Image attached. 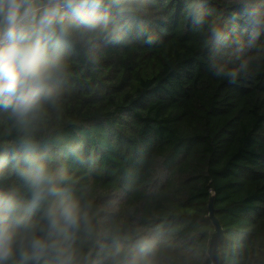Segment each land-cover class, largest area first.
<instances>
[{
  "label": "trees",
  "instance_id": "trees-1",
  "mask_svg": "<svg viewBox=\"0 0 264 264\" xmlns=\"http://www.w3.org/2000/svg\"><path fill=\"white\" fill-rule=\"evenodd\" d=\"M248 33L238 0H118L66 43L55 104L24 126L0 110V194L30 203V144L88 212L66 242L80 264H213L211 200L222 264H264V35ZM245 60L236 83L214 74Z\"/></svg>",
  "mask_w": 264,
  "mask_h": 264
},
{
  "label": "clouds",
  "instance_id": "clouds-1",
  "mask_svg": "<svg viewBox=\"0 0 264 264\" xmlns=\"http://www.w3.org/2000/svg\"><path fill=\"white\" fill-rule=\"evenodd\" d=\"M117 3L0 0V110L24 126L40 117L45 105L55 104L65 72L61 54L66 43L76 31L106 30ZM238 5L249 29L247 47L257 48L264 35V0H238ZM196 23H201L198 17ZM210 31L217 40L224 36L217 26ZM213 67L216 76L226 75L230 83H236L248 61L227 70L223 65ZM31 151L29 144L22 158L26 167L18 170L31 192L28 206L22 209L14 196L0 194V264H80L66 242L78 232H92L88 212L69 188L62 187L68 178L30 155ZM36 210L40 216L33 220ZM131 264L147 261L134 258Z\"/></svg>",
  "mask_w": 264,
  "mask_h": 264
},
{
  "label": "water",
  "instance_id": "water-1",
  "mask_svg": "<svg viewBox=\"0 0 264 264\" xmlns=\"http://www.w3.org/2000/svg\"><path fill=\"white\" fill-rule=\"evenodd\" d=\"M210 217L215 224V231L212 233L210 241H209V256L211 257L213 264H222V259L220 257L219 253V245L221 242L224 240L225 235L223 230L221 229L220 223L218 219L214 215V210H213V202L211 200L210 205Z\"/></svg>",
  "mask_w": 264,
  "mask_h": 264
}]
</instances>
